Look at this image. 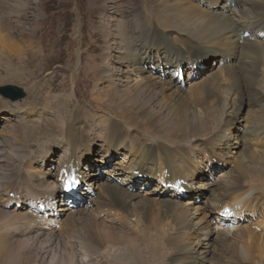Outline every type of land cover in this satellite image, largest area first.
Masks as SVG:
<instances>
[{"label":"bare ground","instance_id":"6f19581e","mask_svg":"<svg viewBox=\"0 0 264 264\" xmlns=\"http://www.w3.org/2000/svg\"><path fill=\"white\" fill-rule=\"evenodd\" d=\"M221 1L101 0L103 14L127 9L107 13L103 53L83 66L99 107L83 116L64 96L54 121L0 141V264H264V0H230L236 6L218 10ZM25 4L0 0L3 56L28 50ZM200 46L218 59L190 49ZM180 67L189 70L184 77ZM8 107L19 113L0 101V112ZM239 123L243 136L229 128ZM44 135L54 139L42 146ZM63 145L68 157L53 174ZM121 152L127 165L103 178ZM219 162L232 168L218 173ZM51 176L42 193L38 178ZM146 179L165 191L163 182L188 179L189 194L143 192ZM213 187L212 213L237 206L247 221L223 227L210 218L201 201Z\"/></svg>","mask_w":264,"mask_h":264},{"label":"rangeland","instance_id":"374dc122","mask_svg":"<svg viewBox=\"0 0 264 264\" xmlns=\"http://www.w3.org/2000/svg\"><path fill=\"white\" fill-rule=\"evenodd\" d=\"M242 1L246 2L247 0H241V2ZM229 2L230 0H224L219 3H215L213 6L218 10H222L224 9L225 5L230 4ZM100 3L101 0H26L25 5L27 11L25 12L26 14H24L25 16L23 18V20L25 21H23L25 26L23 27V33L20 35L22 38H25V40H28L30 44L34 42V46H30V44L28 43V50H24L23 54H20V56H17V54L3 56L0 53V86L6 84L19 86L24 89L26 96L20 101L14 103H11V101L9 100L5 101L10 102L12 105H14V108L20 110L19 113L12 112L13 115L10 114V107L0 112L1 142L3 141L2 139H9L10 131L14 133L17 128L19 129V131L24 130V136H26L28 129L33 128V126L41 127L44 124L43 118H49L54 121V115L59 116V102H61V99L64 96V99H66V97L72 98V101L75 102L74 105L76 106V110L80 108L83 110L81 111L83 116H85L92 110L96 111V109L99 107L95 102L92 93L94 83L91 82L89 77H87L83 66L86 65V63L89 61V57L92 56L96 58L103 53L104 44L107 40L105 41L103 35L104 33L100 27L103 19L107 20V13L108 15H110V17L114 15L118 17V15H116L117 11L123 12L127 9V7H123L122 9H115V13H110V10L112 8H110L109 6V8L107 9L108 12L106 11V13L103 14ZM108 4H110V2H108ZM232 4L235 5V2H233ZM231 8L232 7H229L228 10H231ZM235 11L236 15L239 16L238 10L235 9ZM234 15L235 14L233 13L231 16L234 17ZM234 18L237 19V17ZM153 32L154 31L152 29L149 34L151 35ZM190 49L191 51H199V54L203 59L208 58L209 56H212L213 60H215L216 58L218 59V56L216 55L218 54L217 52L209 51L212 50L211 48L200 46L194 48L190 47ZM179 54L182 56H189V54H181L180 52ZM212 62L213 61H210L209 65H211ZM142 63L145 66L146 61L145 63L144 61H142ZM181 72V76L184 77L186 74H188L189 70L187 69ZM11 75H13V77H11ZM48 92L50 93V95H48ZM0 100H4L3 97L0 96ZM50 105L52 110L54 111V114H51ZM252 108L254 110H257L256 108H254V106H252ZM15 115L17 117H15ZM11 118H14L15 121L11 122ZM81 118L84 119L82 116ZM81 118L78 120H73L75 121L74 123L81 120ZM256 118H258V121H260V118L258 116ZM256 118H250L249 120L251 122H257ZM240 124L241 123L235 124V126H230L229 128H237L236 134L242 136V132L245 131L246 127L245 124ZM12 126L14 127L10 130L9 127ZM225 127L227 128L228 126L225 125ZM60 134H62V131L60 132ZM45 137L46 139L43 141ZM53 139L54 138L50 137L49 135H44L42 137V140L38 143L44 146L48 141ZM62 147L63 148L55 150L54 155H56V159L54 160L53 169L50 170V172L53 174L58 173L59 162L68 157L69 151L66 149V146L63 145ZM101 148L102 147L100 145L96 149L95 154H97V156L99 155L98 158L99 161H101L100 165L103 166V157L105 156V153L101 152ZM34 149L38 150L39 146L36 145ZM228 149L230 150V148ZM121 154H124V152H121ZM121 161H125L124 155L121 158L116 157L111 166L114 165L115 168L120 165L118 163ZM45 162L46 163L45 165L43 164V166L47 165L49 159L46 158ZM101 166H99L98 169L101 170ZM228 168L232 167L228 165L226 167V170ZM110 170V176L114 175V173H112V170L114 169L109 168L106 171H103V178H107V176L109 175L108 171ZM222 171L223 170H220L219 172ZM63 174L64 172L62 173V175ZM53 178L55 179V181L58 179L56 177ZM84 178L87 179L88 175L86 174ZM119 178L121 177H116L115 179ZM122 179L123 178H121L119 182H121ZM38 180V183H41L40 186L42 187V189H39L42 193L51 191L50 188L52 185L49 186V182L50 180L51 183L53 182L52 176L48 179L49 181H45L46 185L44 184L43 180H41V178H38ZM58 181L59 180H57V182ZM86 184L88 185L90 183ZM42 185L45 187H43ZM53 186H55V184H53ZM152 186V184L148 185V180L146 179L143 184L141 183L139 185L138 189L144 192L146 188L149 189V193L153 192L155 194H165V196H167L168 191L162 190V188H157L158 186L156 185L153 187ZM214 189L215 188L213 187V189H210V191L205 188V190L207 191L205 192V196L201 201L204 211L206 206H208L209 209L206 208L205 212L208 213L210 218L214 217L209 214V212L212 213V210L208 205V199ZM61 190L65 191L66 189L65 187L61 186ZM40 196L41 195H37L36 198L41 199L39 198ZM62 198H64L63 195L58 197L59 200ZM53 202L54 200L50 202V204H52ZM63 213L62 221L66 222L67 220H65V218L66 216L68 217L69 214L66 211L63 216Z\"/></svg>","mask_w":264,"mask_h":264},{"label":"water","instance_id":"95a60500","mask_svg":"<svg viewBox=\"0 0 264 264\" xmlns=\"http://www.w3.org/2000/svg\"><path fill=\"white\" fill-rule=\"evenodd\" d=\"M6 92H9L8 90ZM9 94V93H8Z\"/></svg>","mask_w":264,"mask_h":264}]
</instances>
